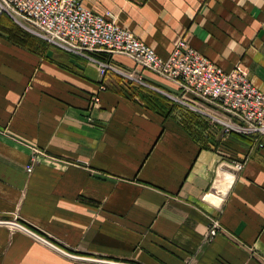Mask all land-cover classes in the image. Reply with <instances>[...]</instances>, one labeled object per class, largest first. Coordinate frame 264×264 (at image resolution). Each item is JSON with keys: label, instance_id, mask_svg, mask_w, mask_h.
I'll return each mask as SVG.
<instances>
[{"label": "crops", "instance_id": "1", "mask_svg": "<svg viewBox=\"0 0 264 264\" xmlns=\"http://www.w3.org/2000/svg\"><path fill=\"white\" fill-rule=\"evenodd\" d=\"M84 4L164 57L185 36L264 93V0ZM10 23L0 18V220L73 256L0 223V264H264L263 136L222 135L125 54H94L118 70L102 75L40 37L17 42ZM211 219L223 227L213 237Z\"/></svg>", "mask_w": 264, "mask_h": 264}, {"label": "built area", "instance_id": "2", "mask_svg": "<svg viewBox=\"0 0 264 264\" xmlns=\"http://www.w3.org/2000/svg\"><path fill=\"white\" fill-rule=\"evenodd\" d=\"M4 14L47 43L96 62L102 75L109 69L118 70L94 54L121 53L133 58L137 66L175 82L182 93L175 98L219 125L222 135L236 132L264 137V93L253 85L241 64L226 70L200 53L185 36L164 57L119 25L112 13H97L84 0H0V18ZM186 95L192 100L185 99ZM241 167L242 163H236L237 169ZM27 170L31 172L33 164L29 163ZM222 228L218 220L211 219L208 236Z\"/></svg>", "mask_w": 264, "mask_h": 264}, {"label": "trees", "instance_id": "3", "mask_svg": "<svg viewBox=\"0 0 264 264\" xmlns=\"http://www.w3.org/2000/svg\"><path fill=\"white\" fill-rule=\"evenodd\" d=\"M5 15V14H4ZM2 15V16H4ZM11 23L7 26H2L1 28L5 30L11 37H13L17 42L25 44L29 41V39L35 35L31 34L30 32L24 30L18 24H16L11 17L8 16ZM28 39V41H27ZM236 133V132H233ZM239 134V133H238Z\"/></svg>", "mask_w": 264, "mask_h": 264}, {"label": "water", "instance_id": "4", "mask_svg": "<svg viewBox=\"0 0 264 264\" xmlns=\"http://www.w3.org/2000/svg\"><path fill=\"white\" fill-rule=\"evenodd\" d=\"M0 223H6V224H10L19 228H22L23 230L27 231L28 233H30L31 235L35 236L36 238L44 241L46 244L52 246L53 248H55L56 250L69 255V256H73L71 255V253H68L67 251L63 250L62 248H60L59 246H57L56 244L52 243L51 241L45 239L44 237H42L41 235H39L38 233H36L35 231L31 230L30 228L26 227L25 225L15 221V220H0ZM91 260H96V261H102L105 262L103 260L100 259H91ZM116 264H123V263H116ZM125 264V263H124ZM127 264V263H126Z\"/></svg>", "mask_w": 264, "mask_h": 264}, {"label": "bare ground", "instance_id": "5", "mask_svg": "<svg viewBox=\"0 0 264 264\" xmlns=\"http://www.w3.org/2000/svg\"><path fill=\"white\" fill-rule=\"evenodd\" d=\"M104 54V53H103ZM106 54V53H105ZM96 56V55H95ZM129 79V78H128ZM132 80V79H131ZM222 177V178H221ZM226 177V176H224ZM225 179L223 178V175L219 176L216 182V188L218 189V191L223 192L225 191L226 185H225ZM224 193V192H223Z\"/></svg>", "mask_w": 264, "mask_h": 264}, {"label": "rangeland", "instance_id": "6", "mask_svg": "<svg viewBox=\"0 0 264 264\" xmlns=\"http://www.w3.org/2000/svg\"><path fill=\"white\" fill-rule=\"evenodd\" d=\"M31 34H32V33H31ZM33 35H34V34H33ZM35 36H36V35H35ZM37 37H38V36H37ZM49 44H50V43H49ZM52 51H53V48H50V52H52ZM206 120H207V121H208V120L210 121V119H207V118H206ZM220 129H221V128H220ZM228 177L230 178V180L232 179V176H230L229 174H228Z\"/></svg>", "mask_w": 264, "mask_h": 264}]
</instances>
